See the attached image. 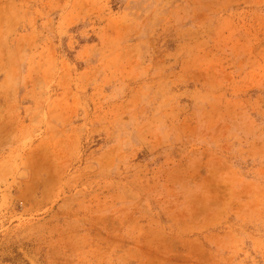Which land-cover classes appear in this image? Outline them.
I'll use <instances>...</instances> for the list:
<instances>
[{
	"label": "rangeland",
	"instance_id": "374dc122",
	"mask_svg": "<svg viewBox=\"0 0 264 264\" xmlns=\"http://www.w3.org/2000/svg\"><path fill=\"white\" fill-rule=\"evenodd\" d=\"M0 264H264V0H0Z\"/></svg>",
	"mask_w": 264,
	"mask_h": 264
}]
</instances>
